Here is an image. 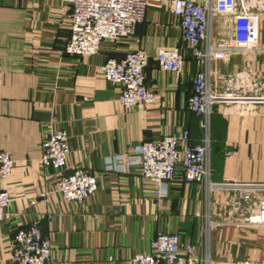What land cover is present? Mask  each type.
<instances>
[{
  "label": "crops",
  "instance_id": "0c3cea01",
  "mask_svg": "<svg viewBox=\"0 0 264 264\" xmlns=\"http://www.w3.org/2000/svg\"><path fill=\"white\" fill-rule=\"evenodd\" d=\"M68 12L61 0H0V151L13 161L10 175L0 178V190L12 199L0 212V264H16L13 236L34 223L52 243L46 264H125L166 231L179 235L184 264H264V226L245 223L252 205L235 190L188 184L178 170L159 196L158 186L136 167L103 170L108 157L126 155L134 144L186 130L192 143L209 139L212 182H264V103L244 112L216 105L203 128L205 117L187 105L199 67L165 7H149L130 37L103 41L97 54L85 57L63 52ZM260 15L264 44V11ZM179 44L186 55L183 73L159 70L157 49ZM137 47L149 56L145 83L153 101L125 111L121 87L99 69ZM215 67L225 73L249 67L254 81L264 83V48L211 62ZM50 127L67 131L66 171L83 168L97 176V190L81 205L58 194L41 196L50 186L41 166Z\"/></svg>",
  "mask_w": 264,
  "mask_h": 264
},
{
  "label": "built area",
  "instance_id": "2783aa9c",
  "mask_svg": "<svg viewBox=\"0 0 264 264\" xmlns=\"http://www.w3.org/2000/svg\"><path fill=\"white\" fill-rule=\"evenodd\" d=\"M68 9L69 38L64 54L77 57L99 52L103 41H119L132 35L135 25L143 22L149 7H165L175 19L174 28L180 39L192 49L199 67L192 81L188 110L205 117L208 125L214 106L225 105L236 111H250L264 103V83L254 81L249 67L239 71L222 72L211 68V62L226 61L246 52L257 51L260 43V24L264 0H61ZM239 9V11H237ZM154 60L159 70L180 75L186 63L182 44L157 49ZM149 56L142 48L125 52L121 59H107L100 72L108 82L119 85L120 104L125 111L140 109L153 101L145 83ZM213 78V79H212ZM41 166L47 170L44 179L49 190L41 196L58 194L67 203L83 204L97 190V176L83 168L67 172L69 159L68 134L63 128L47 130L42 141ZM209 139L202 144L190 141L189 132L164 135L154 141L131 146L126 155L108 157L104 171L129 172L136 167L141 177L155 183V194H166V185L182 171L186 183L203 182L210 190H235L251 209L244 221L252 226H264V182L215 183L210 180L207 157ZM13 167L10 155L0 151V178L6 179ZM12 199L7 189L0 190V212ZM186 245V249H190ZM53 247L38 224L20 227L13 236L12 259L16 264H46ZM179 235L159 232L150 241L149 251L135 254L125 264H184Z\"/></svg>",
  "mask_w": 264,
  "mask_h": 264
},
{
  "label": "rangeland",
  "instance_id": "374dc122",
  "mask_svg": "<svg viewBox=\"0 0 264 264\" xmlns=\"http://www.w3.org/2000/svg\"><path fill=\"white\" fill-rule=\"evenodd\" d=\"M237 11H239V9H237Z\"/></svg>",
  "mask_w": 264,
  "mask_h": 264
}]
</instances>
